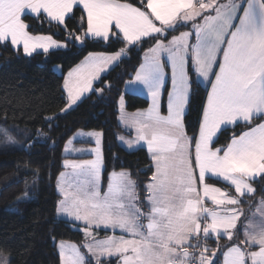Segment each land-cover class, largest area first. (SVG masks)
Masks as SVG:
<instances>
[{
    "label": "snow or ice",
    "instance_id": "snow-or-ice-1",
    "mask_svg": "<svg viewBox=\"0 0 264 264\" xmlns=\"http://www.w3.org/2000/svg\"><path fill=\"white\" fill-rule=\"evenodd\" d=\"M74 6H82L86 14V19L82 15L76 22L84 28V37L104 41L115 37L129 46L155 41L149 49L151 56L146 55V63L135 76L147 88L152 103L136 113V140L125 141L129 148L144 142L154 171L143 186L142 200L128 171L110 173L107 190L102 191L103 133H87L95 138L96 147L89 150L95 158L64 161L74 182L69 191L68 174L60 173L57 188L63 198L57 214L84 223L85 240L93 241L84 247L96 264H103L102 257H117L120 264H216L218 241L225 238L230 244L223 252V264H264V207L257 208L258 224L243 223L240 207L243 197L255 194L252 183L264 180V0H139V6L127 0H0V42L22 45L28 56L37 49L47 53L50 48L66 47L51 36L32 35L25 22L31 14L34 19L43 14L50 24L64 26L69 36L82 40L65 23L66 17L75 20ZM189 22L191 31L164 43L169 32ZM193 35L195 43H191ZM127 50L107 56L90 53L69 73V77L78 73L77 84L65 80L69 103L61 111L93 90V81ZM163 52L166 61L161 60ZM189 61L198 77L211 84L198 134L192 136L184 124L193 83ZM166 65L171 67L172 91L167 115H162ZM123 103L121 98V108ZM256 119L262 122L252 126ZM241 122L249 126L248 131L234 134L225 146H214L218 133ZM207 179L226 183L234 194ZM209 202L214 207H208ZM259 203L264 206V198ZM101 226L122 234L97 241L92 230ZM213 237L217 247L209 249L206 241ZM59 255L61 264H86L75 245L68 249L61 242ZM0 264H12L6 250L0 249Z\"/></svg>",
    "mask_w": 264,
    "mask_h": 264
},
{
    "label": "trees",
    "instance_id": "trees-1",
    "mask_svg": "<svg viewBox=\"0 0 264 264\" xmlns=\"http://www.w3.org/2000/svg\"><path fill=\"white\" fill-rule=\"evenodd\" d=\"M127 2L139 6V0ZM73 11L75 20L66 18L65 23L73 35L82 37L81 46L79 40L69 36L64 26L50 24L42 15L39 19L25 17V22L30 25L29 32L64 42L66 50L25 56L21 49L15 50L9 43H0V249L11 254L12 264H61L57 250L59 242L78 245L85 253L84 244L88 240H85L84 233L77 225L59 219L56 211L60 196L55 183L67 159L63 149L77 132L103 133L104 186L113 171H128L137 183L142 200L145 195L143 186L154 171L145 148L126 150L120 145L119 136H131V133L119 124L118 103L123 97L129 113L149 107L150 102L145 96L126 92L125 85L133 79L144 54L155 41L147 39L142 44L129 46L115 37L109 41L84 37V28L78 27L76 22L82 15L86 19V15L79 7ZM187 29L189 26L169 32L164 41ZM121 48L128 49L125 57L100 78L87 97L74 108L62 112L68 105L63 89L66 74L90 53L112 55ZM56 66L61 68L60 73L55 71ZM189 69L193 83L184 124L188 135L192 136L198 134L208 89L196 81L191 64ZM169 87L167 84L164 91L163 112L166 111ZM47 117L58 118L49 121ZM260 122L253 120L252 126ZM248 130L249 126L243 123L226 128L219 133L214 146H225L234 134L239 136ZM37 173L38 179L34 181ZM206 181L234 194L233 189L222 182ZM253 184L255 194L243 197L240 205L245 214L243 223L264 198V180L259 179ZM108 234L94 231V237ZM218 243L220 250L217 251L216 264H221L223 252L227 251L230 242L225 238ZM206 244L209 249H216L217 240L211 238ZM88 262L96 264L92 260ZM103 264H118V260L104 259Z\"/></svg>",
    "mask_w": 264,
    "mask_h": 264
},
{
    "label": "crops",
    "instance_id": "crops-1",
    "mask_svg": "<svg viewBox=\"0 0 264 264\" xmlns=\"http://www.w3.org/2000/svg\"><path fill=\"white\" fill-rule=\"evenodd\" d=\"M75 8H77V7H75L74 6V9ZM79 8H81L82 9V6L81 7H79ZM73 9V10H74ZM34 14H31V15H26V16H33ZM86 15V14H85ZM42 16H44L43 14H42ZM45 17V16H44ZM67 18V17H66ZM53 23H55V22H53ZM188 26V25H187ZM115 30V29H114ZM190 30H192V28H191V26H189V29H187V30H185V31H190ZM116 31V30H115ZM185 31H183V32H185ZM180 35V33L178 34V35H176V36H179ZM88 37H90V38H93V37H91V36H88ZM95 39H99V38H95ZM100 40H102V39H100ZM171 40V39H170ZM169 40V41H170ZM193 42H195V37H194V40H193ZM164 43L165 44H167L168 43V41H164ZM105 56H107V55H109V54H104ZM146 55H148V56H151V53L149 52V50L148 51H146V53L144 54V57H143V61H142V64L146 61ZM89 56V55H88ZM87 56V57H88ZM86 57V58H87ZM125 57V55L124 56H122L121 57V59L119 60V61H116V62H113V63H111V64H108L106 67H105V69L99 74V78L97 79V80H94L93 81V85H92V88H94V85L100 80V78L102 77V76H104L106 73H108L114 66H116L123 58ZM86 58L79 64V65H77L76 67H74L70 72H73L75 69H78V66H80V65H82L84 62H85V60H86ZM163 61H166V59H163ZM141 64V65H142ZM190 64H191V61H190ZM192 66V65H191ZM192 68H193V66H192ZM140 70V67H139V69L137 70V72ZM193 70H194V68H193ZM218 70V69H217ZM70 72H68L67 74H66V76H65V79H64V83H65V80L66 79H68V80H70V83L73 85V86H75L76 84H77V82H78V80L80 79V77H79V75H78V73H74L73 74V76L72 77H69V73ZM136 72V73H137ZM135 76H136V74H135ZM135 76L133 77V79L132 80H130V81H128L127 83H126V85H125V90L128 92V93H132V94H138V95H141L140 94V92L139 91H135V90H133V89H131V85H133V84H135L136 83V80H135ZM213 80H214V77L212 78ZM169 85H170V83H169ZM202 85H204L203 83H202ZM63 89H64V92H65V94H66V97H67V100H68V103H69V97H68V92H67V90L64 88V85H63ZM211 90V84L209 83V89H208V92ZM93 90H90V91H87V92H84L82 95H81V97H80V99L76 102V104H78L80 101H82V99H84L85 97H87L91 92H92ZM207 95H208V93H207ZM143 96V95H142ZM147 98V97H146ZM167 99H168V96H167ZM206 100H207V98H206ZM76 104H74V105H76ZM166 104H168V101L166 102ZM206 104V103H205ZM124 106H125V102H124ZM149 108V107H148ZM147 108V109H148ZM146 109V110H147ZM143 111H145V110H140V111H136V112H133V113H129V112H127L126 111V109H125V107H124V117L123 118H121V116H120V113H119V124L121 125V127L124 129V130H126L127 132H129V133H131V136H119V138H118V141H119V143H120V145L124 148V149H126V150H134V149H137V148H145L146 150H147V146L144 144V142H139V143H134L133 144V146L131 147V148H129L128 147V144L127 143H125V141H135L136 140V137H137V132H136V121L139 119V117H137L136 116V113H138V112H143ZM167 111H168V109H167V105H166V111L165 112H163L162 110H161V114L162 115H167ZM242 123V122H241ZM240 123V124H241ZM230 127H232V126H228L227 128H230ZM79 132H77L76 134H78ZM87 133H90V132H87ZM87 133H85L84 135H87ZM75 134V135H76ZM73 136L72 137V139L70 140L71 141V143H66V145H65V148L67 147L68 149H69V147L70 146H74L75 148H80V149H82L84 152H83V155H81V156H75V155H70V153L68 154V155H66V157H67V159L66 160H71V161H82V160H92V159H94V156H93V154L89 151V150H91V149H93V148H95L96 147V145H95V139L93 140L92 139V137H90V136H87L86 138H76V136ZM218 135H219V133H218ZM121 137L123 138V139H121ZM215 141V140H214ZM101 151H102V138H101ZM64 152H65V150H64ZM70 169V168H69ZM63 170H64V163H63ZM103 170H104V168H103ZM62 172H64L65 173V171H62ZM72 172V170L71 171H69V173H71ZM103 175V174H102ZM60 177V175L57 177V179H56V183H55V185H56V191H57V181H58V178ZM213 180H216V179H213ZM259 180V179H258ZM257 180V181H258ZM218 181V180H217ZM66 182H68V185H70L71 183H73L74 182V180L70 177V179L69 180H67ZM207 182V181H206ZM208 183V182H207ZM254 183V182H253ZM252 183V186H253V188L255 189V187H254V184ZM224 184H226V183H224ZM107 185H108V182H107V184L104 186V184H103V179H102V191H106L107 190ZM227 185V184H226ZM231 188V187H230ZM233 189V188H232ZM222 190H224V189H222ZM224 191H226V190H224ZM233 193H234V189H233ZM60 196V195H59ZM250 196H253V195H250ZM61 199H62V197H61ZM207 206L208 207H214L213 205H211V203L209 202L208 204H207ZM258 207H264V206H262V205H260V203H258V205H257V207L255 208V210H254V212H253V214L247 219V221H246V223H248V221L249 220H251L254 224H258L259 223V221H257V220H259L260 219V213L259 212H257V208ZM256 221V222H255ZM245 223V224H246ZM84 224V223H83ZM82 227H84V226H82ZM98 230H100V231H105V232H107L106 230H104V227L103 226H101L100 228H94L92 231H93V233H94V231H98ZM108 233V232H107ZM109 235V234H108ZM108 235H106L105 237H107ZM105 237H95V240H97V241H99V240H104L105 239ZM214 238V237H213ZM243 238V237H242ZM93 241L91 240V239H89L88 241H87V243H92ZM78 247V246H77ZM71 247H69L68 249H70ZM79 248V247H78ZM85 249H87V248H85ZM79 250H80V252H81V254H83L82 253V251H81V249L79 248ZM248 251H257L258 249L257 248H250V249H247ZM87 254H88V251H87ZM83 255H85V254H83ZM86 258V264H87V260H91V259H93L92 258V256H91V254L90 255H88V256H86L85 257ZM91 258V259H90ZM61 260V259H60ZM221 264H223V260H222V263Z\"/></svg>",
    "mask_w": 264,
    "mask_h": 264
},
{
    "label": "rangeland",
    "instance_id": "rangeland-1",
    "mask_svg": "<svg viewBox=\"0 0 264 264\" xmlns=\"http://www.w3.org/2000/svg\"><path fill=\"white\" fill-rule=\"evenodd\" d=\"M220 2H226V0H220ZM242 14V13H241ZM238 22V21H237ZM188 26H191V22H189L188 24H187ZM191 31V30H190ZM34 36H44V35H34ZM194 35L192 36V38H191V43H195V42H193V40H194ZM53 38V37H52ZM54 39V38H53ZM55 40V39H54ZM57 41V40H56ZM58 43H61V44H65L64 42H60V41H57ZM0 43H9L10 44V42H0ZM83 44V41H81V40H79L78 41V45L79 46H81ZM11 45V44H10ZM66 45V44H65ZM12 46V45H11ZM12 48L13 49H15V50H18V49H21L22 50V52H23V48H22V45L21 46H19L18 48L17 47H14V46H12ZM67 49V45H66V47H58V48H50L49 49V51L47 52V53H49V52H51V51H56V50H66ZM38 53H45L42 49H37L35 52H33L32 53V55H35V54H38ZM23 54L25 55V56H28V55H26L24 52H23ZM160 56H161V60L163 61V59H166L167 60V53L166 52H163V53H161L160 54ZM144 63H146V61L144 62ZM143 63V64H144ZM189 65H190V61H189ZM194 68V67H193ZM55 71L57 72V73H60L61 72V68L59 67V66H56L55 67ZM165 83H164V86H163V88H162V90H161V99H160V111L162 110V100H163V96H164V91H165V87L167 86V84H169L170 83V87H169V92H171L172 91V81H171V67H170V65H166L165 66ZM213 78V77H212ZM196 81L200 84V85H202V83L204 84V85H202V86H204V87H207V89H209V82H207V81H205L203 78H201V77H198V75L196 74ZM131 89H133V90H135V91H139L140 92V94L141 95H143V96H145V97H147V99L149 100V102H150V104H149V106L151 105V103H152V100H151V97L149 96V94H148V90H147V88L142 84V83H140V82H138V81H136V83L135 84H133V85H131ZM126 91V90H125ZM127 92V91H126ZM168 92V93H169ZM123 98V97H122ZM167 101H168V99H167ZM123 102H125V100H124V98H123ZM188 104V103H187ZM77 105V104H76ZM76 105H71V107L70 108H67V110H70V109H72V108H74ZM167 105V104H166ZM124 103H123V108H121V99H120V101H119V103H118V109H119V113H120V116H121V118H123L124 117ZM186 111H187V105H186ZM186 111H185V114H186ZM66 112V111H65ZM85 133H87V132H83V131H80L78 134H76L75 136H76V138H86L88 135H84ZM74 138V137H73ZM72 139V138H71ZM70 139V140H71ZM92 139L94 140L95 138L94 137H92ZM69 140V141H70ZM73 140V139H72ZM69 143V142H68ZM67 143V144H68ZM66 145V144H65ZM64 150H65V146H64V149H63V155L64 156H66V155H68L69 153H70V155H75V156H81V155H83V150L82 149H80V148H75L73 145L72 146H70L69 147V150L68 151H65L64 152ZM93 154V153H92ZM93 156H94V158H95V155L93 154ZM71 161V160H70ZM63 171H65V173H67L68 175H66V177H65V180L67 181V180H69L70 179V177L74 180V177L71 175V173H69V171H71V169H69V168H65L64 167V170ZM72 184L73 183H71L70 185H68V190L69 191H71L72 190ZM227 192V191H226ZM57 193L60 195V199H61V197H62V195L60 194V192H59V190H58V188H57ZM63 198V197H62ZM57 216H58V218L59 219H61V220H64V221H67V222H70V223H72V224H74V225H77L78 226V229H80V231H82L83 232V228L84 227H82V226H84V224H83V222L82 221H75L72 217H69V216H67V215H64V214H57ZM260 219H261V216H260ZM260 219L259 220H257V221H260ZM256 222V221H255ZM80 226V227H79ZM82 227V228H81ZM104 230H106L108 233H109V235L107 236V237H109V236H113V235H115V236H120L122 233L120 232V230L119 229H116V230H112V229H105L104 228ZM98 231H100V230H98ZM84 233V232H83ZM106 238V237H105ZM61 242H59L58 243V245H57V250H58V253H59V244H60ZM65 243V245H66V247L67 248H69V247H71L72 245H75V244H73V243H69V242H64ZM75 246H78V245H75ZM79 247V246H78ZM80 248V247H79ZM81 249V248H80ZM82 251V250H81ZM82 253H83V251H82ZM83 254H85V257L86 256H88V255H90V253H88L87 254V249H85V253H83ZM60 256V255H59ZM93 259H91L92 261H93V263H96L95 262V258L94 257H92ZM217 258H218V255L216 256V258H215V260H217ZM104 259H116V260H118V258L117 257H102L101 258V260L103 261ZM87 261H89V260H87ZM89 262H87V264H88ZM118 264H120V262H119V260H118ZM249 264H250V262H249Z\"/></svg>",
    "mask_w": 264,
    "mask_h": 264
}]
</instances>
